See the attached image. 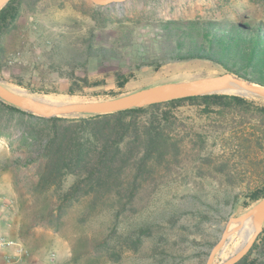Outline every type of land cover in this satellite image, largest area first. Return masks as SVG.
<instances>
[{
	"label": "rangeland",
	"instance_id": "rangeland-1",
	"mask_svg": "<svg viewBox=\"0 0 264 264\" xmlns=\"http://www.w3.org/2000/svg\"><path fill=\"white\" fill-rule=\"evenodd\" d=\"M56 1L59 0L39 2L38 17L29 13L21 17L17 32L11 38L15 49L26 50L33 44L37 53L47 52L50 41L60 34L66 35L70 46L80 44V38L94 24L89 15H83L81 7H90L91 3L61 0L63 7H57ZM99 12L111 22L100 30L108 42L115 22L128 31L135 20H264V5L252 0H126L101 6ZM41 25L44 27L39 30ZM61 25H65V31H60ZM135 31L142 33L136 36L138 41L148 39L145 31L149 30L145 26H137ZM64 47L55 51L62 53ZM52 54L57 59V54ZM40 70L44 69L38 65L36 72ZM129 70L132 76L122 87L117 86L114 72L127 75ZM45 71L42 83L35 79L29 87L56 92H32L14 83L5 70L0 71V84L35 98L48 96L60 103H69L104 100L153 85L192 81L225 69L198 59L168 61L157 68L138 69H130L121 61L91 59L87 63L88 79L102 83L84 87L74 94H67L66 80ZM244 98L264 104L257 96ZM176 114L185 123L184 128L179 127L173 133L180 139L182 160L146 182L118 217L111 208L98 210L99 207L88 213L83 210V204H74L60 219L54 220L55 216L47 212L50 196L30 186L32 167L15 164L14 155L22 157V154H12L0 137V230L16 240L19 248L16 264H204L203 258L210 250L206 242L214 244L230 217L244 213L257 203L245 207L247 200L243 195L259 186L264 178V144L255 146L250 137L251 149L239 156L236 137L247 135L246 126L240 125V117L229 113L205 115L189 105L178 108ZM3 125L6 134L12 132L11 137L22 138L21 131L13 130L11 123ZM195 133H202L203 142ZM220 162L225 167L222 171L215 170ZM143 224H150V230L133 249L127 238L135 239L134 228ZM239 240L238 230L230 233L215 253L212 264H221L234 255ZM13 250L6 252L14 253Z\"/></svg>",
	"mask_w": 264,
	"mask_h": 264
},
{
	"label": "trees",
	"instance_id": "trees-1",
	"mask_svg": "<svg viewBox=\"0 0 264 264\" xmlns=\"http://www.w3.org/2000/svg\"><path fill=\"white\" fill-rule=\"evenodd\" d=\"M42 1L8 0L0 9V71H7L14 83L32 92H56L29 87L35 79L42 83L45 70L68 82L67 94L101 84L102 81L88 79L87 63L91 59L121 61L130 69L157 68L168 61L207 60L264 85V20L261 18H251V22L223 18L135 20L128 31L115 22L108 42L100 30L110 20L99 12L101 6L91 4L81 7L83 15H89L94 24L80 38V44L70 46L66 35L60 34L50 41L47 52L37 53L33 44L26 50L15 49L11 38L21 17L25 13L40 16L36 5ZM252 1L264 5V0ZM55 3L63 7L61 0ZM140 25L149 30L145 31L147 40H137L136 36L142 33L135 30ZM63 28L65 25H61L60 31H65ZM62 46H65L62 53L55 51ZM38 65L44 70L36 72ZM78 71L83 73L79 75ZM114 76L117 86L122 87L132 76V70L127 75L115 71ZM184 105L194 106L205 115L229 113L240 117L247 135L236 137L239 156L251 149L250 137L255 146L264 144V104L224 93L184 96L102 114L51 117L36 115L0 99V137L12 154H22V157L14 155L15 164L32 167L30 186L50 196L47 212L56 217L54 220L60 219L74 204H83V210L88 213L99 207L98 210L111 208L118 217L146 182L182 160L180 139L173 133L185 127L183 119L176 114ZM4 122L21 131L22 138L11 137L12 132L6 134ZM195 134L203 142L202 133ZM224 167L225 163L220 162L214 168L222 171ZM243 197L247 200L245 207L263 198L264 178ZM150 227V224L136 226L137 237L127 238L129 246L137 248L141 236ZM206 244L211 248L213 242ZM233 264H264V228L249 250Z\"/></svg>",
	"mask_w": 264,
	"mask_h": 264
},
{
	"label": "water",
	"instance_id": "water-1",
	"mask_svg": "<svg viewBox=\"0 0 264 264\" xmlns=\"http://www.w3.org/2000/svg\"><path fill=\"white\" fill-rule=\"evenodd\" d=\"M7 1L8 0H0V9L6 4ZM88 1L96 6H110L113 4L122 3L126 0ZM223 84H229L231 87L239 90V92L236 93L224 94H234L241 97L257 96L264 100L263 84L247 80L235 73L226 70L220 73L205 75L192 81H182L144 87L109 99L69 103L61 102L56 105H51L49 103L36 100L35 97L24 94L23 92H15V90L6 89L0 84V99L23 110L43 117L73 116L83 113L102 114L115 112L118 110L144 106L190 95L212 93L219 94L222 92H217L216 89ZM254 212H257L256 225L251 237L241 246L239 250L236 251L234 255L223 261L221 264H233L249 250L258 233L262 229V223L264 221V197L258 200L254 206L247 209L244 213L238 216L230 217L227 220L222 233L210 248L204 264H212L215 253L223 244L226 237L233 231L239 229L242 222ZM233 222H238V225L234 228H230V225Z\"/></svg>",
	"mask_w": 264,
	"mask_h": 264
},
{
	"label": "bare ground",
	"instance_id": "bare-ground-1",
	"mask_svg": "<svg viewBox=\"0 0 264 264\" xmlns=\"http://www.w3.org/2000/svg\"><path fill=\"white\" fill-rule=\"evenodd\" d=\"M216 91L217 92H222V93H236V92H239L238 89H235L234 87H231L229 84H223L222 86L217 88ZM35 99L39 100V101H42V102L49 103L51 105H56V104L60 103V101L56 100L54 97H48V96H45V98H35ZM256 215H257V212L252 213L250 216H248L242 222V224L239 227V229H237L240 240H239L238 244L236 245V251L239 250L241 248V246L251 237V235H252V233H253V231L255 229V225H256ZM237 225H238V222H233L230 225V228H234Z\"/></svg>",
	"mask_w": 264,
	"mask_h": 264
},
{
	"label": "built area",
	"instance_id": "built-area-1",
	"mask_svg": "<svg viewBox=\"0 0 264 264\" xmlns=\"http://www.w3.org/2000/svg\"><path fill=\"white\" fill-rule=\"evenodd\" d=\"M12 248L14 253L6 252ZM16 251H19L16 240L0 230V264H16L19 256Z\"/></svg>",
	"mask_w": 264,
	"mask_h": 264
}]
</instances>
